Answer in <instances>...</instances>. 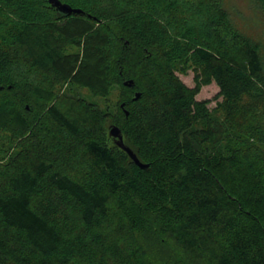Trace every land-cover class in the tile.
Masks as SVG:
<instances>
[{"label": "trees", "instance_id": "1", "mask_svg": "<svg viewBox=\"0 0 264 264\" xmlns=\"http://www.w3.org/2000/svg\"><path fill=\"white\" fill-rule=\"evenodd\" d=\"M61 1L0 0V264H264L263 44L223 0Z\"/></svg>", "mask_w": 264, "mask_h": 264}, {"label": "rangeland", "instance_id": "2", "mask_svg": "<svg viewBox=\"0 0 264 264\" xmlns=\"http://www.w3.org/2000/svg\"><path fill=\"white\" fill-rule=\"evenodd\" d=\"M223 6L230 13L237 28L251 38L260 41L264 47V16L253 0H223ZM180 78L189 87H194L193 72H190L188 75H180ZM219 91V87L213 83L209 86H204L196 98L197 100H210L209 107L212 109L216 107L217 101L222 100V98L218 97ZM71 92L77 98L91 104H96L99 101L88 90L83 88L74 87Z\"/></svg>", "mask_w": 264, "mask_h": 264}, {"label": "water", "instance_id": "3", "mask_svg": "<svg viewBox=\"0 0 264 264\" xmlns=\"http://www.w3.org/2000/svg\"><path fill=\"white\" fill-rule=\"evenodd\" d=\"M50 5L55 7L56 10L63 14V15H72V14H81L83 11L81 9H77L74 8L72 6H70L67 3L62 2L61 0H48ZM133 80H129L125 82V85L127 86H132L133 85ZM140 97V94L137 93L135 99L137 100ZM122 107L124 108V104H122ZM126 114L128 115V111H126ZM110 135L116 139L118 146L125 150L128 155L131 157V159L141 168L146 169L148 168V165L143 164L139 158L137 157V155L132 151L131 148H129L128 146H126L125 142H124V137L122 134V131L119 127L117 126H112L110 129Z\"/></svg>", "mask_w": 264, "mask_h": 264}]
</instances>
